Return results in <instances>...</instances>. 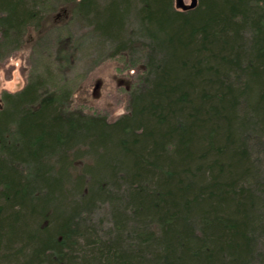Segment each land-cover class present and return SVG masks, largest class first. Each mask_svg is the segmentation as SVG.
<instances>
[{
    "label": "trees",
    "instance_id": "trees-1",
    "mask_svg": "<svg viewBox=\"0 0 264 264\" xmlns=\"http://www.w3.org/2000/svg\"><path fill=\"white\" fill-rule=\"evenodd\" d=\"M54 14L143 75L113 121L2 92L0 264H264V0H0V60Z\"/></svg>",
    "mask_w": 264,
    "mask_h": 264
},
{
    "label": "rangeland",
    "instance_id": "rangeland-1",
    "mask_svg": "<svg viewBox=\"0 0 264 264\" xmlns=\"http://www.w3.org/2000/svg\"><path fill=\"white\" fill-rule=\"evenodd\" d=\"M45 19L42 34L30 32L21 47L0 60V96L3 91L20 90L35 76L45 79L55 91L67 92L69 110L100 114L109 121L126 113L129 93L139 86V76L143 75L140 60L126 53L110 55L108 43L91 35L90 28L69 21V17L54 14ZM66 38L81 42L73 63L68 65L54 60L56 40ZM94 217L106 220L105 210L95 212Z\"/></svg>",
    "mask_w": 264,
    "mask_h": 264
},
{
    "label": "water",
    "instance_id": "water-1",
    "mask_svg": "<svg viewBox=\"0 0 264 264\" xmlns=\"http://www.w3.org/2000/svg\"><path fill=\"white\" fill-rule=\"evenodd\" d=\"M197 0H190L189 4H185L183 0H175L174 6L179 10H188L195 7Z\"/></svg>",
    "mask_w": 264,
    "mask_h": 264
},
{
    "label": "bare ground",
    "instance_id": "bare-ground-1",
    "mask_svg": "<svg viewBox=\"0 0 264 264\" xmlns=\"http://www.w3.org/2000/svg\"><path fill=\"white\" fill-rule=\"evenodd\" d=\"M101 42V41H100ZM135 43V42H134ZM127 54V53H126ZM130 100V99H129ZM131 117V116H130ZM88 177V176H87ZM97 192V191H96ZM107 205V204H106ZM154 229V228H153ZM70 251V250H69Z\"/></svg>",
    "mask_w": 264,
    "mask_h": 264
}]
</instances>
